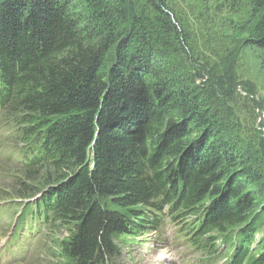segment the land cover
I'll list each match as a JSON object with an SVG mask.
<instances>
[{
  "label": "trees",
  "instance_id": "obj_1",
  "mask_svg": "<svg viewBox=\"0 0 264 264\" xmlns=\"http://www.w3.org/2000/svg\"><path fill=\"white\" fill-rule=\"evenodd\" d=\"M247 47L264 52V0H0L20 223L69 229L63 264H120L119 236L166 222L204 264H264V163L212 98Z\"/></svg>",
  "mask_w": 264,
  "mask_h": 264
},
{
  "label": "rangeland",
  "instance_id": "obj_2",
  "mask_svg": "<svg viewBox=\"0 0 264 264\" xmlns=\"http://www.w3.org/2000/svg\"><path fill=\"white\" fill-rule=\"evenodd\" d=\"M107 69L108 64L105 71ZM188 71L192 69L188 67ZM203 77L197 80V85L202 87L210 82L209 77ZM221 82L229 88L228 95L218 90L212 98L223 118L222 122L229 126L225 139H235L252 153V157L264 163V52L252 47L245 48L234 73L221 79ZM3 128L4 123L0 120V264H63L56 243L58 238L69 235V229H61L57 233L47 228L38 229L36 231L40 233L35 238L24 234L26 227L20 222L24 220V210L31 201L19 197V194L23 192L21 183L29 182L27 175L20 172L21 165L10 157L15 143L10 134L5 136ZM31 183L38 185L37 182ZM8 214L9 217L5 219ZM180 224L172 222L159 231L119 236L117 243L122 251L119 263L204 264L207 257L203 250L192 247L188 237L181 236ZM15 230L21 231L17 239L13 235ZM262 239L264 227L257 233L254 247ZM217 245L219 249L222 248V243Z\"/></svg>",
  "mask_w": 264,
  "mask_h": 264
},
{
  "label": "bare ground",
  "instance_id": "obj_3",
  "mask_svg": "<svg viewBox=\"0 0 264 264\" xmlns=\"http://www.w3.org/2000/svg\"><path fill=\"white\" fill-rule=\"evenodd\" d=\"M30 203V202H29ZM9 215V214H8ZM29 219H30V217H29ZM189 219V218H188ZM36 225V226H38V227H40V225L38 224V223H32L31 224V226H27L26 227V230H24V234H26L25 236L27 237H29V238H35V237H37V235L40 233V232H37L36 230H34L33 229V227H32V225ZM42 227L43 228H47L46 226H44V225H42ZM42 227H40L41 228V230H44ZM169 228V227H168ZM21 232V231H20ZM165 232V231H164ZM15 234H16V236H15ZM13 235L16 237V239L17 238H19V235H20V233H17V230H15L14 232H13ZM166 235V234H165ZM35 241L37 240V239H34ZM34 242V241H33ZM173 243V242H172ZM20 248H23V247H20ZM20 248H15V249H20ZM170 248V247H169ZM185 248V247H184Z\"/></svg>",
  "mask_w": 264,
  "mask_h": 264
}]
</instances>
